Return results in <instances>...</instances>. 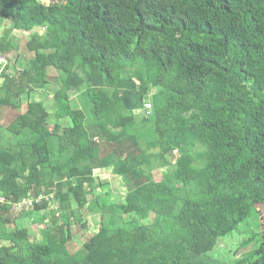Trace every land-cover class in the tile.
Returning a JSON list of instances; mask_svg holds the SVG:
<instances>
[{"label":"trees","instance_id":"obj_1","mask_svg":"<svg viewBox=\"0 0 264 264\" xmlns=\"http://www.w3.org/2000/svg\"><path fill=\"white\" fill-rule=\"evenodd\" d=\"M0 29V107L26 105L0 127V264H264V0H0ZM54 85L52 115L34 96ZM91 212L98 230L71 252ZM236 234L254 248L214 260Z\"/></svg>","mask_w":264,"mask_h":264},{"label":"rangeland","instance_id":"obj_2","mask_svg":"<svg viewBox=\"0 0 264 264\" xmlns=\"http://www.w3.org/2000/svg\"><path fill=\"white\" fill-rule=\"evenodd\" d=\"M44 3L48 4L49 0H43ZM10 26V21H6L3 24L2 28L5 27H9ZM40 35H42V33L44 32V29H41L39 31H37ZM0 34H2V29H0ZM29 34L30 32L27 30H21V31H15L12 35L13 38L16 40L17 45H19L18 49H16L13 54H12V60L10 61L11 65H14L16 68L22 69L25 68L26 63L28 61V59L26 58L27 53H26V46L27 43L29 42L30 38H29ZM4 59L6 60V63L8 64L9 61H7V58L4 57ZM10 73H13L12 70H10ZM55 71L51 70L50 71V76L55 75ZM54 78V77H52ZM2 80H0L1 82ZM56 90V86L54 85L53 87H49L48 90H44L42 92L43 95L37 94L34 96V100H36L37 102L42 100L44 102L45 107L47 108V110L54 115L56 112V102L54 99V92ZM71 102H72V106L77 107V108H83V110L85 111L86 115L88 116V121L95 123V118L92 112V108L90 107V100L88 99L87 94H82L80 96H72L71 98ZM26 110V105H23L21 107L20 110H15V109H10V108H3L0 107V127L5 126L7 124H5L6 122H8L10 120V117H13V115L17 116L19 115V113H23ZM60 123L63 126H67L68 120L62 119L60 120ZM119 132V131H117ZM172 155H174L176 158H178V156L180 155L179 153H173ZM155 177L157 179L160 178V176L155 175ZM99 180L102 183H105L108 185V187L106 188L107 190H109L111 193H114L115 196H117L119 198V194L120 193H125L126 189L125 187H123L119 180L117 179V177L113 176L110 171H108L107 173L102 174L99 177ZM260 215L262 216V221H264V209L262 208H258ZM25 210V208L23 210H18L17 208H15L13 210V213H11V217L12 219H23L21 218L23 211ZM36 215H40L36 214ZM97 215L94 212H91L89 214L88 219L83 220L82 225H79V227L74 229V234H73V242L70 244L69 249L71 250V252H76L79 248L82 247V245L84 244V242L86 241L87 236L91 235L92 233H95L98 230V225L94 223V218H96ZM25 222H28V220H24ZM23 222V224L28 226V230H30L33 235V241L37 242L38 241V237H39V232L38 230L41 229V226L38 225H31L30 223H25ZM85 222H87V226L83 227V224H85ZM242 228L245 230V233L247 235H253V233H261V222H260V218L257 215L256 211L254 210L251 214V219L245 223L243 226L240 227V229L242 230ZM9 231H14L15 228L13 225H10L8 227ZM245 235H240V234H236L234 237L231 238H227L225 240H222L219 242V244L217 245L216 249H215V253L213 254V259L214 260H218L220 261L219 263H228L231 260L234 259H240L244 256V254L250 250H252L254 247L251 245L248 246H242L243 243V239H244ZM262 237L264 236V229L262 231ZM215 263V262H214ZM212 263V264H214Z\"/></svg>","mask_w":264,"mask_h":264},{"label":"built area","instance_id":"obj_3","mask_svg":"<svg viewBox=\"0 0 264 264\" xmlns=\"http://www.w3.org/2000/svg\"><path fill=\"white\" fill-rule=\"evenodd\" d=\"M6 60L4 59L3 56L0 55V66L4 67L6 65ZM144 113L150 114L151 112V106L150 105H146L145 109L142 111ZM135 114H140V111H136ZM43 200L48 201L49 198H47L44 195H39L37 197H33V198H27L25 200H23L21 203H17L14 206V209L17 208L18 210H23L24 208H33L34 205L41 203ZM6 202L5 198L0 197V204H4Z\"/></svg>","mask_w":264,"mask_h":264}]
</instances>
